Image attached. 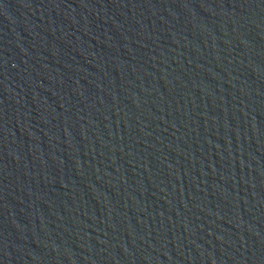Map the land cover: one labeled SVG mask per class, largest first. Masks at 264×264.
I'll return each mask as SVG.
<instances>
[{
  "label": "water",
  "instance_id": "95a60500",
  "mask_svg": "<svg viewBox=\"0 0 264 264\" xmlns=\"http://www.w3.org/2000/svg\"><path fill=\"white\" fill-rule=\"evenodd\" d=\"M0 264H264V0H0Z\"/></svg>",
  "mask_w": 264,
  "mask_h": 264
}]
</instances>
